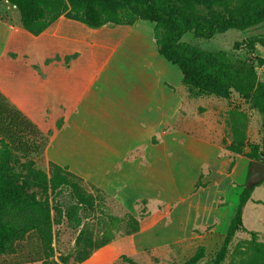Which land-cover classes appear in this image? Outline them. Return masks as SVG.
Instances as JSON below:
<instances>
[{
	"label": "trees",
	"instance_id": "1",
	"mask_svg": "<svg viewBox=\"0 0 264 264\" xmlns=\"http://www.w3.org/2000/svg\"><path fill=\"white\" fill-rule=\"evenodd\" d=\"M5 3L18 13L16 23L32 35H39L60 16L90 28L133 25L138 20L152 22V37L158 54L179 68L181 85L191 95L230 99L234 92L258 112L261 116L260 141H246L245 130L235 124L233 139L223 142V148L232 154H243L249 165L259 158L264 162V79L259 78L256 70V64H262L264 59L232 61L222 50H205L182 39L187 33L195 38L210 39L230 29L241 31L261 24L264 22V0H5ZM256 45L264 47V31L243 38L235 48L242 46L252 50ZM49 134L0 91V256L14 254L18 243L34 233L44 256L41 264H67L71 257L73 263L79 264L116 237L138 232L141 219L149 214L148 201L145 198L136 201L137 205H142L138 216L125 208L120 216L98 212L99 200L104 195L119 202L65 165L48 161L46 169L36 167L34 157L42 155ZM234 164L232 156L228 172ZM200 175L193 190L204 185ZM262 183L264 180L252 185L244 183L214 256L203 260L205 247L198 245L183 264H221L239 231L249 237L236 245L241 256L239 263L264 264V241L260 240L258 231L244 227L242 218L253 189ZM34 187L49 191L50 195L37 198L32 191ZM65 195L69 202L62 204L61 198ZM51 210L62 212L66 224L78 230L72 255L60 253L56 259L50 258L55 238ZM120 258L128 264H138L125 254Z\"/></svg>",
	"mask_w": 264,
	"mask_h": 264
},
{
	"label": "crops",
	"instance_id": "2",
	"mask_svg": "<svg viewBox=\"0 0 264 264\" xmlns=\"http://www.w3.org/2000/svg\"><path fill=\"white\" fill-rule=\"evenodd\" d=\"M132 27L90 28L60 16L32 35L16 22L0 19V91L42 131L50 132L42 153L46 163L67 166L130 212L145 198L148 203L176 201L175 212L180 214L189 207L190 200L183 201L201 166H218L222 149L175 127L183 97L165 82L179 85L181 72L173 82L155 69L143 47L140 58L127 66L131 70L122 71L111 57L98 55L94 41L87 38ZM133 35L127 32L121 47L140 46L143 40ZM240 161L243 166L249 163L237 156L231 169L234 179ZM220 164L228 166L229 158ZM183 184L189 185L184 189ZM252 201L256 206L263 203ZM184 219L180 217L182 224ZM190 225L184 223L169 238L188 233ZM149 230L141 224L138 232L125 237ZM261 237L264 240V231Z\"/></svg>",
	"mask_w": 264,
	"mask_h": 264
},
{
	"label": "rangeland",
	"instance_id": "3",
	"mask_svg": "<svg viewBox=\"0 0 264 264\" xmlns=\"http://www.w3.org/2000/svg\"><path fill=\"white\" fill-rule=\"evenodd\" d=\"M0 16L6 22L15 23L18 13L15 9L6 5L5 0H0ZM152 28V22L138 20L132 28L125 31L117 33L102 32L100 35L87 36V38L94 41L95 51L98 55L111 57L112 64L127 72L131 70L127 68L130 62L133 63L132 61L140 58L138 54L141 53L143 47L147 51V58L151 59L155 69L170 76L169 78L176 82L180 70L176 65L169 63L158 54L152 37ZM131 30L134 34H141L142 44L135 46L126 43L121 47L125 35ZM263 31L264 22L241 31L230 29L217 33L210 39L195 38L191 33L185 34L182 39L205 50H222L232 61L251 59L257 62L258 57L264 59V47L256 45L254 49L247 50L242 46L235 48V44L247 36ZM256 70L259 78L264 79V61L260 65L256 64ZM165 85L178 91L183 97L182 116L175 127L186 133L201 136L206 140L217 143L222 149L218 155L219 164L223 157L229 158L230 161L233 156L236 161L238 155L244 156L243 154H232L223 148V142L229 143L232 141V128L235 124L245 130L246 141H260L261 116L251 109L248 103L240 99L236 93L233 92L230 99H218L206 95L193 96L185 86L181 85V82L177 86H173L168 82H165ZM34 158L36 167L46 169V161L42 155ZM245 158L247 159V157ZM219 164L214 169H211L207 163L201 166L200 182L204 185L192 190L183 201L184 204L187 200H190L187 204L189 207L186 208L188 213L191 212L190 216L187 214L185 207L183 210L181 209L180 214L175 212L176 201H172L170 204L155 202V200L150 201L146 204V210L149 214L142 218L140 223L144 230L147 228L151 230L136 237L118 236L109 244L94 251L87 260L79 264H128L120 258L122 254L131 257L138 264H183L194 253L198 245L205 247L203 260L211 259L222 243L223 236L234 214L239 192L246 183L249 168V163L247 166H243L240 161L234 179L231 171L228 172L227 170L228 166L222 167ZM197 178L195 179L197 180ZM188 185L183 184L184 189ZM32 191L40 199L50 195L49 191L44 192L35 187ZM256 198L261 199L263 203L259 206L253 204L252 200ZM251 199L243 208V225L247 229L258 231L260 240L264 241L261 237L262 231H264V214L262 213V211L264 212L263 183L255 187ZM61 200L62 204L69 202L66 195L62 196ZM141 208L142 205H136L135 210L131 213L138 216ZM100 210L120 216L123 214L124 207L110 196L104 195L99 200L98 212ZM51 215L55 238L53 241V255L50 258L56 259L60 253L72 255L75 250L74 239L78 230L66 224L62 212L51 210ZM180 217L187 220L184 221L185 224H191L188 229L189 232L184 233L181 231L183 234L181 237L169 238L176 231L181 230L184 223L182 224ZM248 238L245 232H237L221 264H240L241 256L238 255L236 245ZM43 259V252L36 235L29 233L24 241L18 243L14 254L0 256V264H41ZM67 264L78 263H73L71 257Z\"/></svg>",
	"mask_w": 264,
	"mask_h": 264
},
{
	"label": "water",
	"instance_id": "4",
	"mask_svg": "<svg viewBox=\"0 0 264 264\" xmlns=\"http://www.w3.org/2000/svg\"><path fill=\"white\" fill-rule=\"evenodd\" d=\"M264 180V162L262 158L251 161L248 168L247 185L257 184Z\"/></svg>",
	"mask_w": 264,
	"mask_h": 264
},
{
	"label": "bare ground",
	"instance_id": "5",
	"mask_svg": "<svg viewBox=\"0 0 264 264\" xmlns=\"http://www.w3.org/2000/svg\"><path fill=\"white\" fill-rule=\"evenodd\" d=\"M141 34H137V33H135L134 35H133V38L136 40V41H138V40H141Z\"/></svg>",
	"mask_w": 264,
	"mask_h": 264
}]
</instances>
